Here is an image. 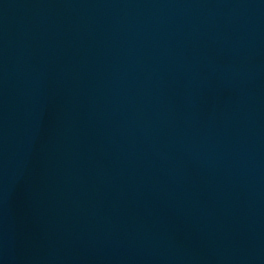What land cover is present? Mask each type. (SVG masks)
Returning a JSON list of instances; mask_svg holds the SVG:
<instances>
[{"label": "water", "instance_id": "95a60500", "mask_svg": "<svg viewBox=\"0 0 264 264\" xmlns=\"http://www.w3.org/2000/svg\"><path fill=\"white\" fill-rule=\"evenodd\" d=\"M0 264H264V0H0Z\"/></svg>", "mask_w": 264, "mask_h": 264}]
</instances>
